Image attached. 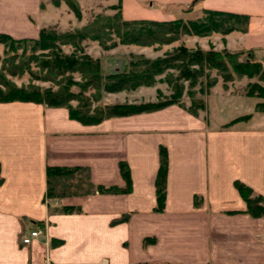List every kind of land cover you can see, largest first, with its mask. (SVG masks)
I'll return each instance as SVG.
<instances>
[{
    "label": "crops",
    "instance_id": "obj_1",
    "mask_svg": "<svg viewBox=\"0 0 264 264\" xmlns=\"http://www.w3.org/2000/svg\"><path fill=\"white\" fill-rule=\"evenodd\" d=\"M130 1L134 7L126 8L122 0L124 18L170 19L189 4L190 11L246 14V31L205 37L216 49L243 47L264 57V0ZM39 12V0H0V31L36 36L39 25L33 16ZM257 59L264 65V58ZM219 82L212 88L220 87ZM216 101L214 114L205 99L196 113L171 103L95 123L69 117L64 106L0 102V264L125 261L150 235L155 248L166 254L176 251L181 263L264 264V240L255 238L262 236L261 217L244 211L233 185L237 178L264 198V113L254 108L261 97L229 92ZM227 108L230 112L224 113ZM243 113L250 116L223 125ZM159 145L167 156L160 211L154 210ZM119 161L129 170L128 191L46 195L47 165L86 167L93 184L120 187ZM33 228L40 229L39 235L22 243L20 235ZM46 249L50 260H45Z\"/></svg>",
    "mask_w": 264,
    "mask_h": 264
},
{
    "label": "trees",
    "instance_id": "obj_2",
    "mask_svg": "<svg viewBox=\"0 0 264 264\" xmlns=\"http://www.w3.org/2000/svg\"><path fill=\"white\" fill-rule=\"evenodd\" d=\"M51 1L52 4L58 5L61 0ZM63 1L79 18L80 11L76 3L73 0ZM110 8H115V11L105 16L95 15L89 23L75 28L73 31L60 32L52 27L42 26L38 28L37 35L33 37H12L8 33L0 31V42L6 44L8 50L12 51L6 53L7 55L3 59L8 65L6 70L15 73L27 69L31 73L29 61L33 60L40 70H44L45 74L52 72L62 77V80L55 82V87H39L32 84L17 86L6 81L0 74V102L21 100L40 102L50 106H65L69 117L82 123H95L109 116L149 111L177 102L187 86L193 88L198 85L197 91L207 92V88L216 81L215 77H209L212 68H215L223 81L230 80L233 74L255 77L256 80L245 83L244 94L264 97V85L258 83V80L264 81V65L259 59L252 56L251 52H247L242 57V51L214 49L212 46L190 48L179 41L162 56H135L126 60L121 68L106 73L102 70L100 59L85 53L80 45L82 39L91 38L97 40L101 45L107 46L104 39L110 32L108 30L114 34V38H111L112 40L108 44L110 46L116 43L147 45L156 43L161 45L176 40L179 34L183 33L205 35L211 32H220L224 34L233 29L244 32L248 18L246 14L201 8L199 14L189 18H184L181 15L170 19L124 18L119 2L110 5ZM190 9L191 4L181 7L183 11ZM104 27L106 30L103 29ZM62 45H69L72 49L69 52H64ZM17 48H20L21 55L19 61L14 63L13 58L19 54L16 52ZM167 68L177 69V73L168 80L173 88L168 99L139 102L123 101L91 106V102L97 100L95 95L87 93V97H85L78 94L86 86H90L94 90L111 92L132 89L141 84L150 85L155 81V76L164 73ZM74 71L82 78L81 81L72 78ZM201 77H204V87ZM180 78L186 80L187 84L184 85L182 81H178ZM73 85H76L78 90H73ZM190 93L192 94L191 91ZM71 99L76 100V104L73 106L68 103ZM191 101V106L186 107L191 113H196L197 109L204 107V103L200 99H191ZM254 108L264 113V102H256ZM249 116L250 113L237 115L223 125H229L236 120H246ZM118 166L124 180L120 187L93 184L89 179L86 167L47 165L46 195L53 197L71 192L89 193L94 190L99 192L128 191L130 177L127 164L124 161H119ZM166 171V149L163 145H159L158 166L154 178V210L163 209ZM73 176L84 177L86 186L81 184L80 179L75 183L66 182ZM233 185L245 203L244 211L251 216L261 217L264 221V204L259 203L263 200L262 195L250 196L252 189L237 178L233 180ZM71 186H74V189H70ZM63 209L70 210L72 207L64 206ZM145 240L151 242L154 238L145 236L142 242L144 243ZM131 264L153 263L143 260Z\"/></svg>",
    "mask_w": 264,
    "mask_h": 264
},
{
    "label": "rangeland",
    "instance_id": "obj_3",
    "mask_svg": "<svg viewBox=\"0 0 264 264\" xmlns=\"http://www.w3.org/2000/svg\"><path fill=\"white\" fill-rule=\"evenodd\" d=\"M80 11V17L77 18L73 11L67 6L65 1L61 0L60 4L54 5L52 4L51 0H39V7L40 12L37 15H34V21L36 20L39 27L42 26H48L56 29L57 31L64 32V31H73L75 28H79L83 25H86L91 21V19L95 15L105 16L111 14L113 11H115V8H110V5L116 4L119 2L120 6L123 5L122 0H73ZM145 1H140V4L145 5ZM41 3V5H40ZM126 8H132L134 7V4L130 0H126V3L124 5ZM172 8V7H167ZM176 8V7H175ZM166 9V8H165ZM199 10L197 11V8L192 11H188L187 13H183L181 9H176V12L173 14V16H183L184 18H189L195 16V14H199ZM32 18V17H31ZM38 27V28H39ZM103 29L106 30V27ZM108 35H106V38L104 39V43L107 44V46L101 45L97 40L91 39V38H84L80 41V45L83 49V51L92 57H98L100 59V64L102 67L103 72H110L114 71L116 69L121 68L122 64L128 60L129 58L135 57V56H148V57H155V56H162L166 52H169L171 48L176 45L179 41H182L186 46L190 48H195L196 46H200L199 43H202L205 45L204 47L214 46L213 43H211L210 38L205 37L208 34L205 35H196V34H188L183 33L179 34L178 38L176 40H173L169 43H164L161 45H158L156 43L154 44H136V43H116L115 45H108L109 42L112 40L111 38H114L113 32L111 30ZM10 35V34H9ZM196 35V36H195ZM12 36V35H11ZM108 36V37H107ZM14 37V36H12ZM110 37V38H109ZM205 39L208 40L207 44L205 43ZM212 40V39H211ZM214 40V39H213ZM218 42V41H217ZM222 44H224V40H221ZM235 43V42H234ZM201 44V45H202ZM219 44V43H218ZM203 48V47H202ZM214 48V47H213ZM243 48V47H242ZM238 49L234 51H242V57H244L247 52H251L252 56L255 58L263 57L262 54L257 53L256 55L253 53L251 49ZM72 48L69 45H62V51L69 52ZM216 49V48H214ZM220 49H227L225 46H223ZM228 50V49H227ZM230 51V50H228ZM11 53V50H8L6 44H3L0 42V74H2L3 78L6 79V81H9L13 83L14 85H37L39 87H46V86H52L55 87V82L62 80V77H60L59 74H54L52 72H49L45 74L44 70H40L38 68V65L33 61H29V71L27 69H24L21 72H15L12 73L8 69L7 63L3 60L6 57V53ZM17 54L16 57L13 58V62L17 63L20 59V48L16 49ZM39 52V51H37ZM4 62V63H3ZM177 73V69L174 68H167L164 73L157 74L155 76V81L153 84L145 85L143 88H135L134 90L130 89H122L119 91H104V90H94L90 86H86L82 91L78 92L79 96H85L87 97V93H91L97 97V100H93L91 102V106L102 104V103H113V102H139V101H155V100H164L168 99L171 95V92L173 88L171 87L170 83L168 82L169 79L173 75ZM46 75V76H43ZM243 75L238 76L233 74L232 78L227 81H223L220 74L215 71V68H212L209 73V77H215L216 81L220 79L221 85L215 86L212 88L210 86L207 88V92H199L197 91V86L195 85L193 88H185L181 94V96L177 99V102L180 105H183L184 107H190L191 106V99H200L205 101H209V109L212 114L213 112H216L215 110V104L216 100L221 97L222 95H227L229 92H240L244 94V86L247 81H253L256 80L255 77H247V81L244 82V78H242ZM245 76V75H244ZM241 77V78H240ZM246 77V76H245ZM72 78L76 81H81L82 78L78 76L77 72L72 73ZM234 78H240V80ZM202 84L204 87V77H201ZM178 81H182L184 85L187 84L186 80L178 79ZM215 81V82H216ZM258 83L264 85V81L258 80ZM214 85V84H213ZM73 90H78L76 85L72 86ZM188 90V91H186ZM237 90V91H236ZM192 92V94L190 93ZM211 92V95H206ZM250 96V95H249ZM252 96V95H251ZM89 97V96H88ZM261 97V96H258ZM216 101V102H215ZM261 101L264 102V97H261ZM69 105L73 106L76 104L75 99H71L69 102ZM171 104V103H170ZM168 105V104H167ZM222 105V103H221ZM50 106V105H49ZM166 106V105H165ZM65 107V106H64ZM231 109H226L224 113H229ZM228 114H226L227 117ZM78 175V174H76ZM80 179L82 182L81 184L83 186L85 185V178L82 177H74L68 179L66 182H72L75 183L79 181ZM109 186V185H108ZM70 189H74V186L69 187ZM96 191V190H94ZM99 192V191H98ZM256 192H251L250 196L254 197ZM263 197V196H262ZM259 203L264 204V198ZM263 225L264 221L260 218L259 220ZM259 233H262V236L259 238L255 236V238L263 241L264 240V229L260 230ZM153 237V241H144V243L141 241V245L139 246L140 250H136V252H128L127 259L125 261H99L94 263H74V264H131L135 261H141V260H134V259H141L144 258L153 264H203V263H181L178 259L175 258V252L166 254L164 251L160 250V248H155L154 242H155V236L150 235L147 237ZM144 238V237H143ZM142 238V239H143ZM43 239H45L43 237ZM48 243V244H47ZM153 243V244H152ZM46 246L49 249V242L46 241ZM129 248V246H128ZM46 249L44 252L45 260H50V251ZM174 250V249H173ZM177 251H182L181 247L179 246ZM160 253L164 256L162 257ZM143 261V260H142ZM50 263V262H49ZM47 264V263H46Z\"/></svg>",
    "mask_w": 264,
    "mask_h": 264
},
{
    "label": "built area",
    "instance_id": "obj_4",
    "mask_svg": "<svg viewBox=\"0 0 264 264\" xmlns=\"http://www.w3.org/2000/svg\"><path fill=\"white\" fill-rule=\"evenodd\" d=\"M39 233H40L39 228H33V229H29L27 233H22L19 238L22 243H29L32 240V238L37 237Z\"/></svg>",
    "mask_w": 264,
    "mask_h": 264
}]
</instances>
